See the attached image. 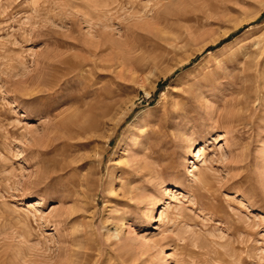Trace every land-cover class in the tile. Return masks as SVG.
<instances>
[{
  "label": "rangeland",
  "instance_id": "rangeland-1",
  "mask_svg": "<svg viewBox=\"0 0 264 264\" xmlns=\"http://www.w3.org/2000/svg\"><path fill=\"white\" fill-rule=\"evenodd\" d=\"M0 264H264V0H0Z\"/></svg>",
  "mask_w": 264,
  "mask_h": 264
}]
</instances>
